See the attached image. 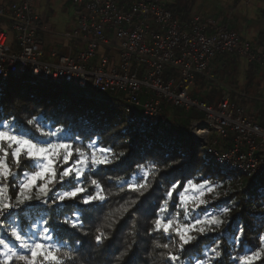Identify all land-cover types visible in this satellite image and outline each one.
<instances>
[{
	"label": "trees",
	"instance_id": "16d2710c",
	"mask_svg": "<svg viewBox=\"0 0 264 264\" xmlns=\"http://www.w3.org/2000/svg\"><path fill=\"white\" fill-rule=\"evenodd\" d=\"M261 63L249 66L254 69ZM202 80L203 76H200L198 82L203 84ZM232 96L239 103H244L238 94L232 93ZM117 98L113 93H96L72 83H47L28 73L19 77H0V122L11 120L21 131L39 139L47 137L36 132L34 126L27 123L29 119L36 118L45 132L66 127L64 135L79 136L77 145L89 155L93 150L90 145L95 141L97 149H112L110 156L114 161L108 166H101L97 174V178H103L106 193L111 194L103 204L94 202L85 206L67 201L49 206L34 199L10 216L0 219V239L17 246L10 236L13 227L31 236L37 230L33 226H43L46 219L47 226L53 230V237L67 244V247H61V256L70 249H78L72 252L76 264H166L168 250L156 247V244L168 243L171 247L176 237L169 239L161 233L149 235L154 213L173 182L191 179L194 183L208 180L213 185V191L205 190L202 197L205 205L197 208L189 203L190 215L185 216L181 208L178 221L190 223L194 216L217 215L222 223L213 225L206 235L192 233L197 239L186 246L187 250L182 255L183 264H198L206 260L207 255H211L209 249L217 245L222 257L214 264H236L234 257L257 249L261 243L258 236L264 232V173L227 171L213 160L206 146H198L189 127L193 118H202L201 112L171 107L166 112L167 121L162 128L141 130L130 122L123 103ZM96 154L99 156V151ZM21 160V169H17L9 155L8 163L13 171L33 170L25 167L29 163L27 160L23 157ZM144 171L150 173V187L143 196L128 191L127 184L120 192L118 178L137 183ZM67 187V184L57 185L50 195H56ZM16 190L10 178L7 194L15 199ZM89 191H93L91 186ZM194 194L199 195L192 190L186 193L189 197ZM174 195V203H178V192ZM132 200H137V204L133 205ZM121 205L128 207V212H124ZM224 207L230 209L227 214L222 211ZM175 210L173 206L169 211ZM80 212L84 213L83 227L73 228L64 223L65 219H75ZM241 226L244 233L237 243L235 237ZM97 228L108 236L101 246H97L94 240ZM77 240L82 243L77 244ZM65 264L71 262L65 261ZM257 264H264V260Z\"/></svg>",
	"mask_w": 264,
	"mask_h": 264
},
{
	"label": "built area",
	"instance_id": "2783aa9c",
	"mask_svg": "<svg viewBox=\"0 0 264 264\" xmlns=\"http://www.w3.org/2000/svg\"><path fill=\"white\" fill-rule=\"evenodd\" d=\"M71 2L77 15L66 37L83 48L73 55L52 51L50 61L43 59L32 0L0 6L12 31V38L0 31V77L28 73L51 84L113 93L141 130L162 128L171 107L195 109L203 117L191 120L192 138L205 144L217 164L234 173H264V126L249 119L229 92L216 107L190 96L194 79L207 75L218 55L237 54L253 64L264 62V51H255L226 26L208 33L212 21L197 16L180 21L157 0Z\"/></svg>",
	"mask_w": 264,
	"mask_h": 264
},
{
	"label": "snow or ice",
	"instance_id": "6c2138e0",
	"mask_svg": "<svg viewBox=\"0 0 264 264\" xmlns=\"http://www.w3.org/2000/svg\"><path fill=\"white\" fill-rule=\"evenodd\" d=\"M27 123L33 125L35 131L42 137L47 138L39 139L27 131H21L20 127L11 120L0 122V219L10 216L16 209L23 208L34 199L49 206L67 201L91 206L94 202L103 204L108 200L111 194L106 193L105 185L102 183L103 178H97V174L101 166H108L114 162L110 156L111 148L97 149L96 142L93 141L90 145L93 150L89 155L77 145L79 136L64 135L67 131L66 127L57 128L55 132H45L36 118L29 119ZM97 151L100 153L99 156L96 154ZM9 155L17 169H21L23 157L29 162L25 167L33 170H23L19 173L13 171L8 163ZM149 175L148 171H144L140 182L137 183H128L126 179L118 178L117 186L120 192H123L127 184L128 191L137 192L143 196L150 187ZM10 178L17 189L15 199L7 194ZM108 179L111 180L112 177ZM65 184L68 187L63 191L50 195L57 185ZM89 186L93 188V191H89ZM33 190H35V196H33ZM189 190L199 195L194 194L189 197L186 195ZM205 190L213 191V185L208 180H203L201 183H194L191 179L181 183L173 182L157 206L149 235L161 233L169 239L176 237V242L171 247L168 243L156 244V247L168 250L166 264H183L182 255L187 250L186 246L197 239L192 233L206 235L209 230H212L213 225L219 226L222 223L217 215L194 216L190 223L178 221L181 208L185 216L190 215L188 211L190 202L197 208L206 204L202 198ZM177 192L178 203H174L176 201L174 193ZM131 203L135 205L137 200H132ZM173 206L176 210L170 212ZM121 207L124 212H128V207L124 205ZM222 211L227 214L230 209L224 207ZM83 217L84 213L80 212L75 219H65L64 223L70 224L73 228H80L84 224ZM47 225L46 219L43 226L34 225L33 227L37 230L33 231L31 236L13 227L10 236L17 242V246L6 242L5 239H0V264H65V261L76 264L72 252L78 249H70L61 256V247H67V244L55 239L52 235L53 230ZM243 233L244 229L241 226L235 237L237 243L242 239ZM107 239V234L97 228L94 236L95 244L101 246ZM258 239L261 243L257 249L233 258L236 264H257L258 261L264 260V232L259 234ZM76 243L82 242L77 240ZM218 248L219 245L210 248L211 255H207V259L199 261L198 264H214L218 261L222 257V252Z\"/></svg>",
	"mask_w": 264,
	"mask_h": 264
},
{
	"label": "crops",
	"instance_id": "0c3cea01",
	"mask_svg": "<svg viewBox=\"0 0 264 264\" xmlns=\"http://www.w3.org/2000/svg\"><path fill=\"white\" fill-rule=\"evenodd\" d=\"M14 1L17 0H0V6ZM114 1L124 3L127 0ZM157 1L180 21L194 16L212 21L208 33H212L216 26H226L237 31L240 39L255 51H264V0H188L189 4L185 6L181 0ZM31 5L41 27L38 40L44 60H51L52 51L73 55L83 48L81 42L66 37L74 27L77 15V6L71 0H32ZM0 31H6L12 38L9 22L1 17ZM255 66L251 68L237 54L218 55L210 62L202 82L205 90L213 89L221 96L228 92L241 96L244 108L249 111L247 114H254L255 119L264 124V63ZM248 73L252 93H248L245 86Z\"/></svg>",
	"mask_w": 264,
	"mask_h": 264
},
{
	"label": "rangeland",
	"instance_id": "374dc122",
	"mask_svg": "<svg viewBox=\"0 0 264 264\" xmlns=\"http://www.w3.org/2000/svg\"><path fill=\"white\" fill-rule=\"evenodd\" d=\"M116 2V1H115ZM181 2L183 3V5H187L189 4V1L188 0H181ZM175 17V16H174ZM176 18V17H175ZM178 19V18H177ZM179 20V19H178ZM78 42V41H77ZM99 57V56H98ZM247 76H249V78L247 77V81L245 83V86L247 87V91L248 93H252V88L251 86L249 85L250 83V79H251V75L248 73ZM200 76L196 77L194 79V85H193V89L190 93V96L194 99H197L199 101H204L207 105H210V106H213V107H216V104L218 103V101L222 98L221 95L218 94L217 91L213 90V89H209V90H205L204 87H203V84H200L198 82V78ZM239 87V86H237ZM140 99L141 101L143 102V100L145 99L143 96H140ZM118 100V98H117ZM232 101H235L237 105H241V106H244L242 103H239L238 100L236 99V97L232 96L231 98ZM247 112H249L248 110L246 111L245 109V114L247 115V117L249 119H251L252 121H255V122H258L260 125H264L263 123L259 122L258 120H255L254 118V114L252 115H248L250 113L247 114ZM202 117H203V114H202Z\"/></svg>",
	"mask_w": 264,
	"mask_h": 264
},
{
	"label": "water",
	"instance_id": "95a60500",
	"mask_svg": "<svg viewBox=\"0 0 264 264\" xmlns=\"http://www.w3.org/2000/svg\"><path fill=\"white\" fill-rule=\"evenodd\" d=\"M195 142L200 147H204L205 146V144L202 141H200V140H196Z\"/></svg>",
	"mask_w": 264,
	"mask_h": 264
},
{
	"label": "bare ground",
	"instance_id": "6f19581e",
	"mask_svg": "<svg viewBox=\"0 0 264 264\" xmlns=\"http://www.w3.org/2000/svg\"><path fill=\"white\" fill-rule=\"evenodd\" d=\"M202 133V132H201Z\"/></svg>",
	"mask_w": 264,
	"mask_h": 264
}]
</instances>
